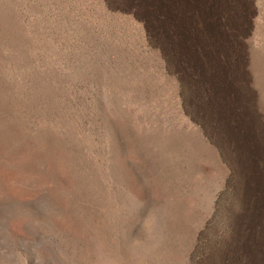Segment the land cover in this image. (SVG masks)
Masks as SVG:
<instances>
[{
    "label": "rangeland",
    "instance_id": "374dc122",
    "mask_svg": "<svg viewBox=\"0 0 264 264\" xmlns=\"http://www.w3.org/2000/svg\"><path fill=\"white\" fill-rule=\"evenodd\" d=\"M0 264H264V0H0Z\"/></svg>",
    "mask_w": 264,
    "mask_h": 264
}]
</instances>
